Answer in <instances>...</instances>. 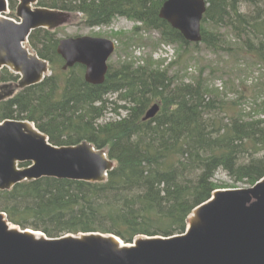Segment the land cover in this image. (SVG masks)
<instances>
[{
	"label": "trees",
	"instance_id": "trees-1",
	"mask_svg": "<svg viewBox=\"0 0 264 264\" xmlns=\"http://www.w3.org/2000/svg\"><path fill=\"white\" fill-rule=\"evenodd\" d=\"M165 0H39L42 6L79 12L85 26L109 24L117 17L139 22L134 31L156 30L163 40L194 50L235 48L264 68V0H206L200 43L189 44L159 17ZM16 2L10 0L14 10ZM31 49L50 62L52 74L40 84L0 102V120L28 119L55 145L82 140L106 147L116 165L104 183L42 178L0 191V210L22 228L50 237L99 231L130 242L137 234L182 233L191 210L207 200L218 171L233 182L253 185L264 175V101L254 116L236 101L220 98L201 74L183 82L151 61L134 67L110 63L105 81H84V67L65 71L57 54L56 32L33 31ZM175 63H178L177 61ZM18 76L0 71V81ZM116 96L108 100L110 96ZM160 110L142 120L152 103ZM119 120L98 124L108 109ZM240 109V110H239ZM239 110V111H238ZM249 116V117H245Z\"/></svg>",
	"mask_w": 264,
	"mask_h": 264
},
{
	"label": "water",
	"instance_id": "water-1",
	"mask_svg": "<svg viewBox=\"0 0 264 264\" xmlns=\"http://www.w3.org/2000/svg\"><path fill=\"white\" fill-rule=\"evenodd\" d=\"M17 1L20 23L5 18L7 0H0V68L20 75L13 88L0 93V101L41 82L49 72L48 63L26 45L31 31L54 30L73 17L37 6L38 0ZM206 7L205 0H166L159 16L186 41L199 42ZM113 50L111 40L90 36L62 38L57 46L63 68L84 65L85 81L93 85L103 83ZM10 85L0 84V89ZM157 111L158 105H152L143 119ZM24 162L29 164L18 166ZM113 167L106 150L90 142L56 146L28 120L0 123V190L43 177L104 182ZM211 197L191 211L183 234L139 235L131 244L101 232L52 238L12 226L0 212V264H264V176L252 187L218 189Z\"/></svg>",
	"mask_w": 264,
	"mask_h": 264
},
{
	"label": "rangeland",
	"instance_id": "rangeland-1",
	"mask_svg": "<svg viewBox=\"0 0 264 264\" xmlns=\"http://www.w3.org/2000/svg\"><path fill=\"white\" fill-rule=\"evenodd\" d=\"M135 26V22L118 17L107 26L103 33H96L91 27L80 23L74 24V21H71L69 25L58 29L57 36L58 38L84 35L105 36L117 40L122 52L131 57L136 56V58L137 53L134 51L137 47L134 48V46L143 45L144 48L139 54L140 60H155L152 51L157 44L158 36L154 35L152 30L141 29L135 32ZM219 31L225 35L227 45L233 46L232 50L215 52L203 45L194 50L191 46L184 48L177 43H172L176 50L178 63L173 65L170 74H177L182 80L190 82L201 74L207 87L211 88L210 90H218L220 98L236 101L242 112L254 116L256 113L255 104L264 101V68L255 64L246 54L235 48L236 41L232 40L228 30L220 28ZM113 55L110 63L119 62L118 51ZM121 60L123 59L121 58ZM190 67L193 68L192 71H189ZM218 82L221 83L222 89L216 87ZM115 97L114 95L110 96L108 100H113ZM112 107L113 104L108 103L107 112L97 121L98 124L119 120L125 115L123 110L119 111V115L114 113L111 111ZM214 182L218 188H245L248 186L245 183L233 182L222 171L216 173Z\"/></svg>",
	"mask_w": 264,
	"mask_h": 264
}]
</instances>
